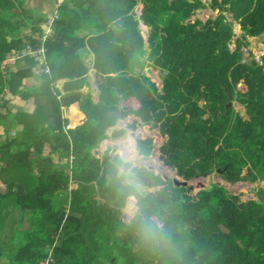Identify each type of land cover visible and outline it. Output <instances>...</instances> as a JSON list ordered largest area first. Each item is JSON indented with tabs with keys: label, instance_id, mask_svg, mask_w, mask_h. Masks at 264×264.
Returning <instances> with one entry per match:
<instances>
[{
	"label": "trees",
	"instance_id": "trees-1",
	"mask_svg": "<svg viewBox=\"0 0 264 264\" xmlns=\"http://www.w3.org/2000/svg\"><path fill=\"white\" fill-rule=\"evenodd\" d=\"M26 1L0 0V264H264L263 187L246 201L214 182L192 194L133 165L146 191L132 187L139 211L130 214L116 158L92 153L97 130L114 138L129 129L118 119L134 116L130 129L145 143L140 150L157 154L183 179L217 171L229 183L264 181V54L261 63L242 61L243 38L232 42V22L220 12L229 9L245 34L258 35L264 0H211L220 11L205 21L189 20L203 0H103V10L99 0H69L73 9L53 0L40 12ZM138 1L147 35L135 29ZM85 42L97 58L100 90L96 103L84 95L86 104L82 93L54 87L68 76L65 89L80 88L87 71L76 51ZM43 46L46 55L56 48L70 55L63 70L42 62ZM146 47L153 54L146 75H122L138 67L132 53ZM122 93L140 107H117ZM13 97L25 100L15 111L8 107ZM73 101L81 113L68 127L61 105ZM232 101L248 119L234 113ZM11 120L21 128L12 129ZM150 140L158 146L149 147ZM100 147L98 153L114 148L129 161L136 157L128 134Z\"/></svg>",
	"mask_w": 264,
	"mask_h": 264
},
{
	"label": "rangeland",
	"instance_id": "rangeland-1",
	"mask_svg": "<svg viewBox=\"0 0 264 264\" xmlns=\"http://www.w3.org/2000/svg\"><path fill=\"white\" fill-rule=\"evenodd\" d=\"M53 0H27L26 1V5L28 6H33V7H37L39 8V12L40 11H46L50 8V4L52 3ZM204 1V4L198 9L195 11V14L190 17L189 20H195V19H200L202 21H205L206 18L208 17H212V18H215L219 13H217V11L215 9H213L212 7H210V3H211V0H203ZM66 4L68 7H72L71 3L69 5V0H66ZM90 4H91V0H90ZM142 6V4L138 1L137 4L133 7V9H131V11L134 12V14H138V10L139 8ZM96 9H101L103 10L104 9V6H103V0H99L98 1V5H97V8ZM48 14V17L52 14V13H49L47 12ZM96 14L98 16H100L102 13H98L96 12ZM225 15V13H223ZM38 15V14H37ZM37 15L35 17H37ZM225 18L227 20H231V17L230 16H227L225 15ZM92 19L93 21L96 23V19L94 16H92ZM232 30H233V40H235L236 38H243L242 41H243V45H240L241 48V53L244 57H246V60H251L256 54L258 55H261V53L264 51V48L261 47V42H264V34H260L256 37H249V38H246L245 34L243 32H241V25L239 23L238 20H235V21H232ZM148 24V23H147ZM98 25V23H97ZM149 26V24H148ZM140 29L143 31V32H149L151 29H150V26L147 28V27H140ZM27 30L23 29L22 32L25 33L27 32ZM84 33L85 35L87 36L89 33L90 35L87 36V37H90V36H95L97 33L96 31L91 28L90 32L88 33L87 30H84ZM246 42V43H244ZM86 45V47H88V43L85 42L84 43ZM248 44H251L248 45ZM146 50H144L141 54H138L136 53V57H138V62H136V66H138V69L137 70H130V69H125L122 73V75H146V70L145 68L147 67L146 65L149 64L151 61H152V57H153V54L150 53L151 52V48L150 47H147L145 48ZM82 53H84L85 55L83 56V63L87 69V76H86V79L84 81L81 82V86L79 89H70L68 90L67 92L69 91H72V92H75V93H82L80 94L82 97H84V95H89L90 96V99H92L93 101H96V100H99V93H100V90H99V83H98V77L96 76V74L94 73L96 69H93L92 68V63H96L97 61V58L94 56V59H91L90 55H89V52H87V48H82ZM125 63L127 65H129L130 62H128L127 60L125 61ZM12 65H14L12 63ZM14 67V66H12ZM97 72V70H96ZM38 73V72H37ZM38 79V77H32L30 78V80L32 82H35L36 80ZM70 78L66 77L64 78L63 80L59 81L58 82V85L61 86L62 83L65 81V80H68ZM28 78L24 79V85L25 86H29L30 84L28 83ZM63 81V82H62ZM145 87V86H144ZM159 87V86H158ZM64 93H66V91H63ZM155 94V92L151 93L150 95H153ZM85 98V97H84ZM128 96L125 94V93H122L121 96H120V101H119V105L121 104H124V103H128ZM83 101V100H82ZM233 102V101H232ZM25 103V100H23L22 98L20 99L19 97L15 98L14 100H11L8 102V107L15 111L17 108H19L20 106H22L23 104ZM117 105V103H115ZM118 105V106H119ZM62 106V109L65 113V115L67 116L68 120H69V125L68 127L70 126H75L76 124V120L73 121V123L71 122V119H72V116L71 114L73 113V108L76 107V103H73L71 105H68V104H63L61 105ZM136 108L140 107V103L134 105ZM29 107V104L26 103L25 104V108H28ZM78 110H80V108H78ZM233 110H234V113H240V114H243L244 116V119L248 118L246 112H245V109L242 111V107L240 108V104L235 102L234 103V107H233ZM127 113H130L131 111L129 110H126ZM92 116V119H93V115L91 114ZM125 117H128L127 115ZM124 117H122L123 119ZM134 118V116H133ZM16 128H21L20 125H16ZM107 131V130H106ZM1 133V132H0ZM106 133V132H105ZM104 133V134H105ZM126 134H129L131 132L129 131H126L125 132ZM132 134V133H131ZM125 134H122L118 137H114V138H110V137H102L100 138V133H99V130H97L92 138L94 139V142H93V150H92V153L98 157L102 156L103 154H110V155H114L117 151L113 150L115 148V144L113 145L114 148H112L111 150L109 151H106L105 153H102V152H95L98 151V150H101L102 147H100L101 145H104L108 142V138L111 139V140H119L121 137H123ZM130 135V134H129ZM1 136V134H0ZM149 137V136H148ZM3 136L0 137V144L3 143ZM131 140L134 142V143H138L140 145V143L143 142V140H138L135 135H131ZM142 147V145H140ZM152 146H158L157 143H154L153 141L150 140V143H149V147H152ZM143 148V147H142ZM129 150L133 153H135V159L132 160V162L136 161V160H141V159H144L146 160L147 162H149L150 160H153L154 162H156V159H159L160 161L158 162V164H155V165H152L153 167H149V165H143L149 172H152V173H158L159 172V169L161 170V175L164 176V174H167L165 172V168L163 169L164 167V159H160L157 157V155L155 154H152L151 156H146V155H140L139 152L137 151V148H129ZM137 153V155H136ZM115 157V155L113 156ZM166 157V155H165ZM159 165H160V168H159ZM162 166V168H161ZM159 168V169H157ZM167 169V168H166ZM145 172V171H144ZM175 172V171H174ZM169 174V173H168ZM171 175V174H169ZM181 177V176H180ZM195 179V178H193ZM152 180V179H151ZM192 180V179H190ZM197 181L194 183L195 187L197 188H193L191 190V193L192 194H195L200 188H201V184L203 185V188H211V183L214 182V183H217L219 182V184H223L224 185V188H226L227 190H234V191H237V195H238V199L240 201H243V200H246L247 197L249 196H252V198H255L257 199V196H256V192H257V189L259 187H263L264 188V181H255L253 183L249 182L250 184H247V185H241L239 183H235L234 185H228V183H226L223 179H221V177L219 176V174L217 173V171H213L212 173L210 174H207V175H204V176H199L197 179ZM139 182V181H138ZM197 182H200L201 184H196ZM140 183V182H139ZM173 184V183H172ZM253 184L254 185V190H250L249 187L250 185ZM174 185V184H173ZM74 185H71V187H73ZM140 188L141 189H145L146 191V186L142 183H140ZM234 196V195H233Z\"/></svg>",
	"mask_w": 264,
	"mask_h": 264
},
{
	"label": "crops",
	"instance_id": "crops-1",
	"mask_svg": "<svg viewBox=\"0 0 264 264\" xmlns=\"http://www.w3.org/2000/svg\"><path fill=\"white\" fill-rule=\"evenodd\" d=\"M56 2H55V7H57V6H59V4H62L63 2H64V0H55ZM215 10L217 11V13H219V9H217V8H215ZM221 13H225V15H227V16H230L231 17V20L232 21H235L236 19H234L233 18V14L231 13V11L229 10V9H225V11H220ZM224 15V16H225ZM139 17V16H138ZM135 18H137V14H135ZM207 19V18H206ZM205 19V20H206ZM226 19V18H225ZM227 20V19H226ZM231 20H229V21H231ZM240 20V19H239ZM238 20V21H239ZM140 24V23H139ZM139 24H136V27H135V29L136 30H138L140 27H139ZM150 26V25H149ZM80 30V32L79 33H81L82 35H85V33H84V30H87L88 32H90V28H80L79 29ZM241 32H243L244 34L246 33L243 29H241ZM260 34H264V31L263 32H261ZM260 34H258V35H260ZM145 35H147V34H145ZM258 35H253V36H250V35H248V34H245V36H246V38H249V37H256V36H258ZM232 42H234V40L232 39ZM244 43H246V42H244ZM240 45H243V41L241 42V44ZM248 45H250L251 46V44H248ZM83 46V45H82ZM86 45H84L83 47H81V46H79L78 45V48H77V51H76V53H77V55H78V57L80 58V60H82L83 59V56L85 55L84 53H82L83 51H82V48H84ZM234 47V43H232L231 44V46H230V49L232 50V49H234L233 48ZM261 47H263L264 48V42H261ZM147 48V47H146ZM44 53H43V60H44V62L46 61V60H48V63L50 62L51 64H50V67L54 70V71H56V70H63L64 69V67H65V61L69 58V54L67 53L66 55H64L63 54V52L64 51H61L60 49H52L50 52H49V54L48 55H46V50H45V46H44ZM87 52H89V55H90V57H91V59H94V56H93V53L89 50V47H87ZM132 54H135V56H136V53H132ZM264 54V51L261 53V55H263ZM261 55H258V54H256L252 59H255L256 61H258L259 63H261ZM243 56V55H242ZM242 59H244V61H246V57H242ZM82 64H83V66H84V68H85V71H87V69H86V67H85V65H84V63L82 62ZM92 68L93 69H96V66H95V63H92ZM138 69V67H136L135 69H130V70H137ZM147 69V68H146ZM123 71V70H122ZM95 74H96V70H95V72H94ZM133 74H131V76H132ZM195 75H196V77H197V74L195 73ZM66 77H68V76H59V77H57L56 79H55V81H54V87L57 89V90H59L60 92L59 93H61V94H64V92L63 91H68V90H66L65 89V86H66V84H67V82H68V80H65L63 83H62V85L61 86H59L58 85V82L59 81H61V80H63L64 78H66ZM198 82H199V80H198ZM199 86V85H198ZM198 88H196V90H197ZM195 90V91H196ZM194 91V92H195ZM15 98H17V97H13L11 100H14ZM10 100V101H11ZM92 100V99H91ZM191 99H189L188 101H187V103H189V101H190ZM84 102L83 103H85L86 104V99L84 98V100H83ZM98 100H96V101H93L92 100V102H94V103H96ZM128 103H124V104H122V105H117V107H121V106H124L125 108H131V109H136L135 108V106L134 105H136L134 102H132L131 101V99H128V101H127ZM73 103H76V107H74L73 108V113L71 114V116H72V119H71V122L73 123V121L74 120H76V115L78 114V113H81V111L80 110H78V108H80V106H79V104H78V102H71V103H69L68 105H71V104H73ZM22 106H20L19 108H17L16 110H18V109H20ZM62 107V106H61ZM244 108L245 109V107L243 106V105H240V108ZM32 108L33 107H31V106H29V110L31 111L32 110ZM62 117H64V118H67V116L65 115V113H64V111H63V109H62ZM68 119V118H67ZM246 119H248V118H246ZM119 122V124L117 125V126H119L120 128H132V126L134 125V124H136V120L135 119H133V116H130V117H124L123 119L122 118H120V119H118V121H117V123ZM16 125H19L18 123H17V121H14V120H11V122H10V126L12 127V129H15L16 128ZM68 125H69V120H68ZM2 126L0 125V134H4L3 132H2ZM138 130H139V133L140 134H143L144 133V129L143 128H138ZM112 133V132H111ZM9 134H13L12 132H10ZM3 136V135H2ZM7 137V136H6ZM6 138L3 136V140H5ZM2 140V141H3ZM142 147H144L143 145H142ZM4 184L3 183H1L0 182V186H3Z\"/></svg>",
	"mask_w": 264,
	"mask_h": 264
},
{
	"label": "clouds",
	"instance_id": "clouds-1",
	"mask_svg": "<svg viewBox=\"0 0 264 264\" xmlns=\"http://www.w3.org/2000/svg\"><path fill=\"white\" fill-rule=\"evenodd\" d=\"M139 16V10H138V14H137V19H138V24L139 23H141V19L138 17ZM143 22V21H142ZM146 23V22H145ZM147 24V23H146ZM148 25V24H147ZM139 27H141V25L139 24ZM149 27V26H148ZM147 27V28H148ZM150 29H151V27H150ZM139 31H141V32H143L140 28L138 29ZM150 32V31H149ZM149 32H147V33H149ZM143 33H146V32H143ZM146 33V34H147ZM43 48H44V46H43ZM84 48H87L86 46L84 47ZM82 61H83V59H82ZM45 63H47V60L45 61ZM49 67H50V64H49ZM51 68V67H50ZM87 73V72H86ZM235 102H237V101H233L232 102V104H233V107H234V103ZM238 103V102H237ZM240 104V103H239ZM241 105V104H240ZM239 113V112H238ZM240 114V113H239ZM240 116L241 117H244L243 116V114H240ZM70 127H72V126H70ZM126 131H129V132H131V129H125L120 135H122V134H126L125 132ZM132 133V132H131ZM131 133H129L128 135L131 137ZM119 135V136H120ZM134 135V134H133ZM116 137H118V136H116ZM136 137V136H135ZM112 138V137H111ZM137 138V137H136ZM111 139H109L108 138V141H110ZM135 144V149L137 148V151L139 152V154L142 156V155H146V156H151L152 154H148V153H146L145 151H141L140 149H145V143H144V141L142 142V143H140V145H143L144 147L142 148L138 143H134ZM95 152L97 153L98 151H96L95 150ZM105 153V152H104ZM153 154H155V153H153ZM104 155V154H103ZM110 155V154H109ZM115 164H114V166H115V178H116V181H117V183H118V185H121V186H125L126 188H127V190H128V197H127V200H128V203H127V208H128V210H129V213L130 214H134V213H136V212H138L139 211V208H138V201L136 200V198H135V196L132 194V187L135 185V184H137V185H140V183L138 182V178H137V176H136V173H135V169H134V166L133 165H139V166H142V167H144L143 165H149V166H152V165H150V164H148L147 162H146V160H144V159H141V160H136V161H134V162H132V161H129L128 159H126V157L124 156V154L122 153V152H119V151H117L115 154ZM114 155H111V156H114ZM136 155H137V153H136ZM155 155H157V154H155ZM157 157L158 158H160L158 155H157ZM161 159V158H160ZM128 163H130L131 165H130V167H125V165L126 164H128ZM166 167H168L169 169H171L173 172H174V170L170 167V166H168V165H166V164H164ZM153 167V166H152ZM176 172V171H175ZM158 173H160V171L158 172ZM158 173H156V174H158ZM161 174V173H160ZM205 174V173H204ZM206 174H208V173H206ZM203 175V174H202ZM179 176V175H178ZM201 176V175H200ZM193 178V177H192ZM191 179V178H190ZM195 179H197V178H195ZM193 180V179H192ZM226 182V181H225ZM237 182H239V181H237ZM240 182H248V181H240ZM258 182H260V181H258ZM198 183V182H197ZM226 183H228V185H230V183L229 182H226ZM236 183V182H235ZM251 183H253V182H251ZM261 183V182H260ZM234 183H231V185H233ZM248 184H250L249 182H248ZM243 185H247V184H243ZM251 185H253V184H251ZM135 187V186H134ZM224 187V186H223ZM145 190V189H144ZM254 190V189H253ZM139 191V190H138ZM231 191V190H230ZM140 192V191H139ZM141 193V192H140ZM144 194V193H143ZM257 196V195H256ZM249 197H251L252 198V196H249ZM249 197H247V199L246 200H250V199H248ZM236 198H238V195L236 196ZM252 199H255V198H252ZM246 200H243V201H246ZM155 228L156 229H162V225H156L155 226ZM146 233L147 234H149V235H152V234H154V229L152 228V227H148L147 229H146Z\"/></svg>",
	"mask_w": 264,
	"mask_h": 264
},
{
	"label": "water",
	"instance_id": "water-1",
	"mask_svg": "<svg viewBox=\"0 0 264 264\" xmlns=\"http://www.w3.org/2000/svg\"><path fill=\"white\" fill-rule=\"evenodd\" d=\"M242 61H244V59H242ZM130 163H128V164H126L125 165V167H130ZM150 168L152 167V166H149ZM161 173V172H160ZM175 173V175L176 176H172V175H169L168 173L167 174H164V177L165 178H168V179H170L171 181H172V183L174 184V185H176V186H188L191 190L195 187L192 183H190V179H183L182 177H180V176H178V174L176 173V172H174ZM204 175H207L206 173L205 174H203L202 176H204ZM200 175H195L193 178H198ZM193 178H191V179H193ZM236 183H239V184H241V185H243V184H248V182H236ZM196 184H201L200 182H198V183H196ZM215 184H218V185H222V186H224L223 184H219V182H217V183H215ZM235 184V183H234ZM233 184V185H234ZM142 194L143 193H145V190H143V189H141L140 188V186L139 185H137V184H135L134 185ZM195 188H197V187H195ZM203 188V185L201 184V188L200 189H202ZM249 189L250 190H253L254 189V185H250V187H249ZM232 195H234V196H237V191H234V190H232V191H230V190H228ZM248 199H252L251 197H249Z\"/></svg>",
	"mask_w": 264,
	"mask_h": 264
},
{
	"label": "built area",
	"instance_id": "built-area-1",
	"mask_svg": "<svg viewBox=\"0 0 264 264\" xmlns=\"http://www.w3.org/2000/svg\"><path fill=\"white\" fill-rule=\"evenodd\" d=\"M40 53L43 55V53H44V49H43V47H41V49H40ZM41 60H42L43 63H45L44 60H43V57H42ZM46 71L49 72V67L46 68Z\"/></svg>",
	"mask_w": 264,
	"mask_h": 264
}]
</instances>
